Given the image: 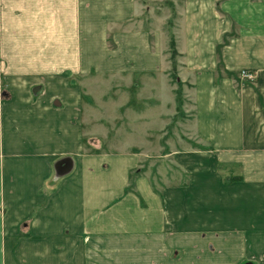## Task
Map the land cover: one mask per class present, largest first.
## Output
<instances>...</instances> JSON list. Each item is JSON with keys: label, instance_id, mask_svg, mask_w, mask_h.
<instances>
[{"label": "crops", "instance_id": "1", "mask_svg": "<svg viewBox=\"0 0 264 264\" xmlns=\"http://www.w3.org/2000/svg\"><path fill=\"white\" fill-rule=\"evenodd\" d=\"M172 36L198 148L186 184L153 186L148 138L87 148L73 77L158 73L164 128ZM243 261L264 264V0H0V264Z\"/></svg>", "mask_w": 264, "mask_h": 264}, {"label": "rangeland", "instance_id": "2", "mask_svg": "<svg viewBox=\"0 0 264 264\" xmlns=\"http://www.w3.org/2000/svg\"><path fill=\"white\" fill-rule=\"evenodd\" d=\"M157 5L161 8L167 7L168 14L174 12L172 7L164 2H157ZM173 19L171 17L169 24ZM168 34L170 35V29ZM168 53V85L174 93L175 104L172 112H175L165 116L164 128L163 82L157 80L158 73L113 76L112 73L96 75L93 72L82 81L79 76L73 77L76 80L73 84L83 85V100L86 107L82 113V131L87 148L92 152L101 149L108 152L121 150L143 152L139 138H148L151 142L148 148L152 157L143 162L142 169H150L153 172L151 178L153 186L163 185L166 181L169 185L186 184L188 179L187 174L181 171L183 168L180 164L181 157L190 155L193 149L198 148L192 141L188 129L192 118V103L189 97L191 84L174 78L175 73L178 76L182 67L181 56L177 58V67L173 71L170 48ZM240 77L242 79V71ZM199 148L201 151L208 150L202 146ZM75 165L71 158L63 156L57 158L49 187H59ZM160 170L162 176L159 174ZM4 214L5 212L1 210V215ZM23 229L25 235L21 238L30 239L29 227L24 226ZM17 246L19 243H14L13 252L18 250ZM241 264L254 263L243 261Z\"/></svg>", "mask_w": 264, "mask_h": 264}, {"label": "trees", "instance_id": "3", "mask_svg": "<svg viewBox=\"0 0 264 264\" xmlns=\"http://www.w3.org/2000/svg\"><path fill=\"white\" fill-rule=\"evenodd\" d=\"M170 54H171L172 69L173 71H175L177 67V58L180 56V54L178 53L176 49V44H175V40L173 36L171 37V42H170ZM174 78L178 79V76L176 73L174 75Z\"/></svg>", "mask_w": 264, "mask_h": 264}, {"label": "built area", "instance_id": "4", "mask_svg": "<svg viewBox=\"0 0 264 264\" xmlns=\"http://www.w3.org/2000/svg\"><path fill=\"white\" fill-rule=\"evenodd\" d=\"M257 78V73L250 71H242V80L243 81H253Z\"/></svg>", "mask_w": 264, "mask_h": 264}]
</instances>
